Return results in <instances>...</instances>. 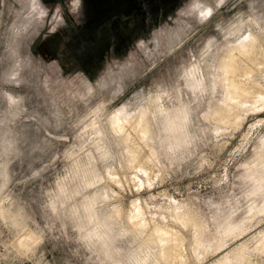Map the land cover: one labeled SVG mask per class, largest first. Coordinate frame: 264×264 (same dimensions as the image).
I'll return each instance as SVG.
<instances>
[{
    "label": "rangeland",
    "instance_id": "rangeland-1",
    "mask_svg": "<svg viewBox=\"0 0 264 264\" xmlns=\"http://www.w3.org/2000/svg\"><path fill=\"white\" fill-rule=\"evenodd\" d=\"M250 39L264 0H0V264H182L161 228L186 264H264V95L225 69Z\"/></svg>",
    "mask_w": 264,
    "mask_h": 264
},
{
    "label": "bare ground",
    "instance_id": "bare-ground-1",
    "mask_svg": "<svg viewBox=\"0 0 264 264\" xmlns=\"http://www.w3.org/2000/svg\"><path fill=\"white\" fill-rule=\"evenodd\" d=\"M250 42V44L237 46V48L231 50L226 58L225 69L232 74L231 77H228L229 91L227 97L234 103L240 104L243 98L249 99L262 97L264 95V88L249 80L250 75L253 74L256 69L260 70L259 66L264 59L263 54L256 48L254 39H250ZM114 127L118 132L127 137L128 147L134 159L139 158L140 155L138 156V153L143 147L141 146L140 148L139 144H142L144 133L141 119L137 118L132 120L121 117L115 121ZM143 158L144 159L140 161L141 170L145 171V164H149L151 161L148 155L143 156ZM158 234L160 240L166 242L165 246L163 245L165 248L162 249L163 257H173L174 260L186 264L185 260L187 258L182 252L181 247L182 240L177 233L167 228H161Z\"/></svg>",
    "mask_w": 264,
    "mask_h": 264
}]
</instances>
